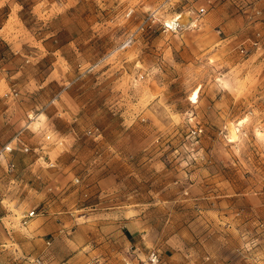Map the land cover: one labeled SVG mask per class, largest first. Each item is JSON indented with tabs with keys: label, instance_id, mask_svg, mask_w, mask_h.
<instances>
[{
	"label": "rangeland",
	"instance_id": "1",
	"mask_svg": "<svg viewBox=\"0 0 264 264\" xmlns=\"http://www.w3.org/2000/svg\"><path fill=\"white\" fill-rule=\"evenodd\" d=\"M8 143L7 264H264V0H0Z\"/></svg>",
	"mask_w": 264,
	"mask_h": 264
},
{
	"label": "crops",
	"instance_id": "2",
	"mask_svg": "<svg viewBox=\"0 0 264 264\" xmlns=\"http://www.w3.org/2000/svg\"><path fill=\"white\" fill-rule=\"evenodd\" d=\"M30 225H29V230H28V234L29 235H23L24 238L22 241V252L23 253H37V251H39L40 249L42 248H46V245H44V240H43V234L45 232V229L43 227L41 228H37L38 224H39V221L38 219H33V220H30ZM6 236V233L4 232V230H0V264H7L11 261H9L8 259H6V255H5V252H6V248L3 247V240L5 239L4 237ZM33 251V252H31ZM7 252H12L10 249L7 250ZM18 252L15 251V254L14 253H11V257L12 256H17ZM73 261V258H70V259H61L57 262H55V260L53 261L51 258H47L45 260V262H43L42 264H73L72 263ZM18 264H22L20 261L17 262Z\"/></svg>",
	"mask_w": 264,
	"mask_h": 264
},
{
	"label": "built area",
	"instance_id": "3",
	"mask_svg": "<svg viewBox=\"0 0 264 264\" xmlns=\"http://www.w3.org/2000/svg\"><path fill=\"white\" fill-rule=\"evenodd\" d=\"M174 2H182L184 0H172ZM198 12L203 13L205 12V7L204 6H199L198 8ZM14 146L11 145L10 143L4 145L3 147L0 148V157L4 156V154L6 152H10L11 150H13ZM24 150H27L28 147L26 145H24L23 147ZM12 166V164H11ZM37 214V211L35 210V207L29 209L26 213H23L21 218H22V223H26L27 220L33 216H35ZM47 243H49V241H47ZM24 262L22 264H26V262L28 263H34V264H42V258L40 257H32L29 259L26 258V260H23ZM126 263H128L126 261ZM14 264H18V263H14ZM135 264H168L164 258L162 257L160 251L156 248H150L148 249V251L142 256L139 257L136 261Z\"/></svg>",
	"mask_w": 264,
	"mask_h": 264
},
{
	"label": "bare ground",
	"instance_id": "4",
	"mask_svg": "<svg viewBox=\"0 0 264 264\" xmlns=\"http://www.w3.org/2000/svg\"><path fill=\"white\" fill-rule=\"evenodd\" d=\"M181 18V16H178V18L177 19H175V20H173L170 24H169V26H174V23L175 22H178V20Z\"/></svg>",
	"mask_w": 264,
	"mask_h": 264
}]
</instances>
